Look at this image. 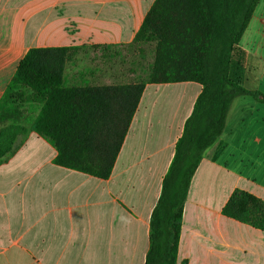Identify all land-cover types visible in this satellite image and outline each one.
Masks as SVG:
<instances>
[{
  "label": "crops",
  "instance_id": "obj_1",
  "mask_svg": "<svg viewBox=\"0 0 264 264\" xmlns=\"http://www.w3.org/2000/svg\"><path fill=\"white\" fill-rule=\"evenodd\" d=\"M154 2L0 0V100L31 48H77L65 69L69 86L137 82L107 59L133 44ZM259 6L239 43L244 86L258 95L234 99L224 132L192 179L177 264H264V231L222 213L236 189L264 200ZM202 88L191 81L146 84L108 179L56 165V148L33 130L19 136L15 151L0 162V264H145L151 215ZM40 107L27 105L26 127Z\"/></svg>",
  "mask_w": 264,
  "mask_h": 264
},
{
  "label": "trees",
  "instance_id": "obj_2",
  "mask_svg": "<svg viewBox=\"0 0 264 264\" xmlns=\"http://www.w3.org/2000/svg\"><path fill=\"white\" fill-rule=\"evenodd\" d=\"M259 2L155 0L133 41L155 43L152 69L140 82L69 86L65 69L77 48L29 49L0 100V162L30 129L56 148V165L108 179L146 84H201L150 220L145 264H177L192 179L224 132L234 99L258 95L244 86L245 51L239 43ZM28 104L41 105L30 128L21 122ZM222 213L264 231V200L247 191L236 189Z\"/></svg>",
  "mask_w": 264,
  "mask_h": 264
},
{
  "label": "rangeland",
  "instance_id": "obj_3",
  "mask_svg": "<svg viewBox=\"0 0 264 264\" xmlns=\"http://www.w3.org/2000/svg\"><path fill=\"white\" fill-rule=\"evenodd\" d=\"M259 5V10L261 8L263 9L264 0H260ZM112 51L107 61H111L116 69L122 70L120 67L128 69L131 81L136 80L140 82L148 79L155 58V43L132 44L128 47L118 48ZM69 66L70 71L68 76L70 79H74L75 65L70 63Z\"/></svg>",
  "mask_w": 264,
  "mask_h": 264
}]
</instances>
